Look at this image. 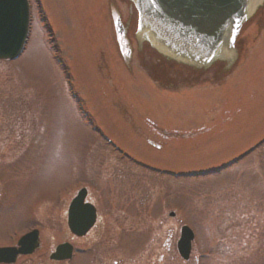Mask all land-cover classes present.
Segmentation results:
<instances>
[{
    "label": "rangeland",
    "instance_id": "1",
    "mask_svg": "<svg viewBox=\"0 0 264 264\" xmlns=\"http://www.w3.org/2000/svg\"><path fill=\"white\" fill-rule=\"evenodd\" d=\"M29 1L24 52L0 60V246L37 229L19 264H264V6L236 54L193 69L137 37L129 0ZM63 187L99 209L84 239L67 229ZM65 242L76 255L51 261Z\"/></svg>",
    "mask_w": 264,
    "mask_h": 264
},
{
    "label": "water",
    "instance_id": "2",
    "mask_svg": "<svg viewBox=\"0 0 264 264\" xmlns=\"http://www.w3.org/2000/svg\"><path fill=\"white\" fill-rule=\"evenodd\" d=\"M131 1L138 12L137 37H145L152 48L168 59L204 69L224 60L228 51L236 54V40L244 24L264 4V0ZM114 21L118 38L125 37L119 17L114 16ZM29 26L28 0H0V60L15 61L21 56ZM84 199L82 191L70 208V228L78 237L85 236L96 222L94 207L85 205ZM83 208L87 210L85 216ZM194 237L190 228L182 227L177 248L185 261L190 259ZM18 246L20 249H0V262L11 257L10 263H14L18 255L32 254L39 247L37 232L23 237ZM71 258L72 247L68 244L59 246L52 256L58 261Z\"/></svg>",
    "mask_w": 264,
    "mask_h": 264
},
{
    "label": "flooded vegetation",
    "instance_id": "3",
    "mask_svg": "<svg viewBox=\"0 0 264 264\" xmlns=\"http://www.w3.org/2000/svg\"><path fill=\"white\" fill-rule=\"evenodd\" d=\"M131 21H132V19H131ZM131 24V23H130ZM84 191L85 190V200H84V204H89V205H92L94 208H95V211H96V223H95V225H94V227L87 233V235H85L84 237H78L77 235H73L72 234V232H71V228H70V208H71V204H72V202H73V200L78 196V194L81 192V191ZM90 192L88 191V189H86V188H84V187H79L77 190H75V192H74V195H73V197L70 199V200H68L69 198H70V195H71V192H70V190H67V189H65L64 187L62 188V189H59L58 191H57V194H56V199L58 200V201H60V199H61V201H63V203H64V201L65 200H67L68 202L66 203V226H67V229H68V231H69V233H70V235H71V238H73V239H84V238H86L90 233H91V231L98 225V221H99V209L97 208V206L94 204V203H92L91 201H89V196H90ZM45 195H47V194H45ZM39 199H42V198H39ZM1 201H0V210H1ZM31 206H33L34 205V203L32 204H30ZM83 210V215L85 216L86 215V213H87V210H86V208H83L82 209ZM85 221H86V218H85ZM82 226H80V230L82 229L81 228ZM78 228V227H77ZM34 230H37V229H32V230H30V231H28V232H26L25 234H23V235H21V236H24V235H26L27 233H29V232H31V231H34ZM40 235V234H39ZM20 236V237H21ZM19 237V238H20ZM14 241H16V242H13L12 243V245H7V246H0V248H4V247H15L16 245H17V241H18V239L17 240H14ZM65 243H69V244H71L70 242H65ZM72 246H73V248H74V253H73V257L76 255V248H75V246L73 245V244H71ZM36 252V251H35ZM34 254V253H33ZM32 254V255H33ZM32 255H27V256H19V257H17V259H16V262L14 263V264H19V260L21 259V258H26V257H29V256H32ZM52 255V254H51ZM50 255V256H51ZM57 263H61V262H57ZM0 264H6V263H0Z\"/></svg>",
    "mask_w": 264,
    "mask_h": 264
},
{
    "label": "trees",
    "instance_id": "4",
    "mask_svg": "<svg viewBox=\"0 0 264 264\" xmlns=\"http://www.w3.org/2000/svg\"><path fill=\"white\" fill-rule=\"evenodd\" d=\"M161 58H162L163 60H166V61L169 62V63H173L172 61H170V60H168V59H166V58H163V57H161ZM229 69H231V68H229V67L226 66V69L223 70L224 74L229 73Z\"/></svg>",
    "mask_w": 264,
    "mask_h": 264
}]
</instances>
